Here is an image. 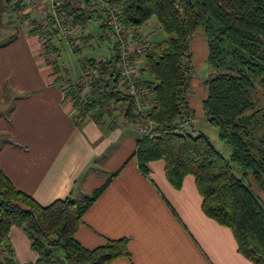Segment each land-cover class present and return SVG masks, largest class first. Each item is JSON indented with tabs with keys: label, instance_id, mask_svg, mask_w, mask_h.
I'll return each mask as SVG.
<instances>
[{
	"label": "trees",
	"instance_id": "obj_1",
	"mask_svg": "<svg viewBox=\"0 0 264 264\" xmlns=\"http://www.w3.org/2000/svg\"><path fill=\"white\" fill-rule=\"evenodd\" d=\"M107 3L118 9L119 20L134 30L135 40L146 49L141 71L151 91V102L144 117L134 113V100L122 89L119 45L99 23L98 40L107 45L109 56L99 60L101 79L86 93L85 109L78 117L89 115L97 123L114 121V113L122 105V117L128 123L151 120L152 131L137 140L132 157L143 175H150L151 163L163 160L166 178L175 189H181L186 176H193L204 214L232 231L242 256L253 264H264V199L255 191L264 196V0ZM23 7L18 0L17 7L10 9L11 13L7 11L14 34L1 46L17 38L15 24L21 16L14 17V13ZM69 15L77 28L102 18L97 12L80 9L71 10ZM153 18L166 36L160 42H149L141 33ZM44 26L54 43L58 31L52 18L48 17ZM199 30L207 37L206 61L217 72L204 82L202 109L217 129L219 140L230 147V158L202 132L190 134L177 126L178 119L195 113L188 102L193 72L190 41ZM93 39L92 34L82 35L78 41L83 45L76 46L75 53H81ZM87 61L94 65L97 60ZM53 67L59 70L58 63ZM80 92L69 88L67 94L76 99ZM119 172L112 173L80 201L69 196L42 206L18 190L0 167V264H18L9 237L13 227L23 230L39 255L32 264H110L119 258L130 259L126 237L108 240L96 249L85 248L76 238L85 213Z\"/></svg>",
	"mask_w": 264,
	"mask_h": 264
},
{
	"label": "crops",
	"instance_id": "obj_2",
	"mask_svg": "<svg viewBox=\"0 0 264 264\" xmlns=\"http://www.w3.org/2000/svg\"><path fill=\"white\" fill-rule=\"evenodd\" d=\"M35 5H24L20 14L15 10L14 17L21 16L18 36L0 45V167L13 185L47 206L69 196L80 201L120 171L84 215L76 238L85 248L126 237L131 258L110 264H253L239 253L232 231L204 214L193 176L175 189L163 160L151 163L150 175H143L132 158L141 138L134 124L118 118L102 123L89 115L78 118L66 85L79 76L71 80L69 70L66 78L57 74L43 58L38 28L46 24L47 4L35 0ZM13 7L14 1L0 0V30L13 28L8 17ZM98 26L95 21L88 28L95 39ZM67 43L54 41L57 50L68 51ZM92 46L88 48H96ZM204 52L205 41L196 40L194 68ZM207 55L208 47L205 59ZM194 80L198 85L202 81ZM196 83L188 94L189 106L205 116ZM9 237L18 264L37 261L39 255L23 230L13 227Z\"/></svg>",
	"mask_w": 264,
	"mask_h": 264
},
{
	"label": "built area",
	"instance_id": "obj_3",
	"mask_svg": "<svg viewBox=\"0 0 264 264\" xmlns=\"http://www.w3.org/2000/svg\"><path fill=\"white\" fill-rule=\"evenodd\" d=\"M14 4L18 3V0H12ZM11 1V3H12ZM21 5H30L31 7L36 6L35 0H20ZM49 4V17L54 21L55 28L58 31L59 38L70 43L73 39L76 40L72 35L74 26L72 25V19L69 15L71 10H87L94 11L102 15L99 20L100 23L107 27L109 36L112 41L117 43L120 48V60L118 68L121 75V83L125 87L127 94L134 100V112L144 117V111L146 106L151 102V91L148 85L143 79L139 64L143 62L146 54V49L143 45L139 44L135 40V32L131 28H127L119 20V11L115 6L109 5L107 0H45ZM68 8V9H67ZM19 12V13H18ZM17 14H20L21 10H18ZM45 26L42 25L38 28V34L44 51H50L52 48V42L49 39L47 33H45ZM71 41V42H70ZM74 44V43H73ZM74 44L73 46H77ZM71 47V46H70ZM103 57L96 59V63H86L82 68V75L80 79L74 83L67 85L66 89H75L81 92L79 98L71 99L73 103L79 101L76 109L77 116L85 109L86 93H90L94 88V84L101 79V68L99 60ZM177 126L182 132L195 134L196 129L192 128V121L185 117L177 121ZM154 127V123L151 120H147L142 123L137 129L139 132L148 135Z\"/></svg>",
	"mask_w": 264,
	"mask_h": 264
},
{
	"label": "rangeland",
	"instance_id": "obj_4",
	"mask_svg": "<svg viewBox=\"0 0 264 264\" xmlns=\"http://www.w3.org/2000/svg\"><path fill=\"white\" fill-rule=\"evenodd\" d=\"M46 4H47V16L49 17V4L47 2H46ZM41 5H42V3L39 4V6H41ZM4 23H5V25H7L6 19H4ZM98 23H100V21H98ZM18 24H19V22H17V24H15L17 26V28H19ZM87 26H88L87 29H86V27L85 28L74 27L72 35L75 38L77 37V39L76 40L73 39V42L70 41L71 45H69L67 43V45L70 48V49H68V51H65L59 47L58 48L60 50H57V48H54V45H53L54 43H52V48L50 49V51H47V52L45 51L46 54L43 56V58L46 59L47 61L49 60V66H51L52 67L51 69L56 71L57 74L63 73V76L66 78L65 71L69 70L70 73H69L68 77L71 78V80H75L79 76V78L76 80V81H78L82 75V68L81 67H83L86 63H88L87 60H89V58L99 59L100 57L107 58L109 56L106 44L101 43L99 46H97L100 42L98 40V38H96L95 41L91 42V44H90V45H93L92 47L96 46V48H88V47H90V45H89L88 47H84L83 50L81 51V53H75L76 52L75 48H77V47L73 46V45L74 44L76 45V43H77L78 44L77 46L79 48H80V46L83 45L81 42L78 41V39H80V37L82 35H85L84 33H86V35L91 34V32L88 31L89 30L88 29L89 24ZM93 26H96L95 23H93ZM3 28H4V26H3ZM82 30L84 31V33ZM141 33L149 42H160L166 38L164 32L160 29V26H159V24L155 18H153L151 21H149L141 29ZM12 34H14V31H13V29H11V27L7 28V32L0 30V44L8 41V39L10 38L9 36ZM56 39H59V36ZM198 39H202L205 41V52H204L205 55L203 57L204 59H202L199 62V66L198 67L195 66V68L193 67L194 70L192 72V86H193V82L196 83V81L194 79H198V77L202 79V81L199 83V85H198V83H196V85L194 86V91H196V93H198L197 94L198 95V102L201 104L202 103L201 99L203 100V98L205 97V94H206L205 93L206 87H205L204 82L208 78L216 76L217 72L209 66V64L207 63V61L205 59L206 54H207V37H206L205 33L203 32V30H199V32L190 41L192 61L193 60L195 61V55L193 53V45H194L195 41ZM85 49H88V50H85ZM199 57L200 56L197 54L196 60H199ZM54 62L58 63L60 71L59 70L57 71L55 69V67H53V64H50V63H54ZM143 63H144V59H143V62H141L138 67L140 69V73H141L143 79L145 80V76L141 71V67H142ZM79 73H80V75H79ZM76 81H73L71 83H74ZM68 84H70V83H68ZM122 89L126 92L124 86H122ZM68 97L71 99L73 98L70 95H68ZM151 97H152V95H151ZM76 102L78 103V106H80L79 101L76 100ZM198 102H197V104L199 105ZM197 104H195L196 107L198 106ZM74 106H75V104H74ZM78 106H75V107L78 109H81V107H78ZM118 106H119V110L114 113L116 116L115 117L113 116L114 121H116V119L118 118V121H120V122H123V121L127 122L122 117V111L124 109L123 106L122 105H118ZM147 107H148V105L146 106V108ZM0 113H1V111H0ZM135 114L138 115L137 113H135ZM186 117L192 121L191 127L196 129L195 134H197L198 132H202L204 135H206L209 138V140L212 142V144L216 147L217 150H219L226 158H230V154H231L230 147L219 140L217 129L215 127H213L207 121L205 116H200L197 113H192L191 115H186ZM178 121H179V119H178ZM141 125H142L141 123L135 125L136 129ZM137 131L139 132L138 129H137ZM140 135H141V137L144 136L143 133L142 134L140 133ZM255 191L264 199L263 194L260 193L256 188H255Z\"/></svg>",
	"mask_w": 264,
	"mask_h": 264
}]
</instances>
